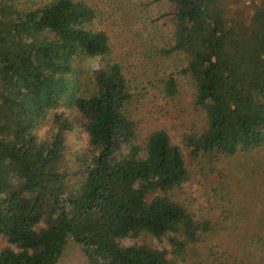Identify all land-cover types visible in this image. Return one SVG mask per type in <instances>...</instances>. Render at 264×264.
<instances>
[{
	"label": "trees",
	"instance_id": "16d2710c",
	"mask_svg": "<svg viewBox=\"0 0 264 264\" xmlns=\"http://www.w3.org/2000/svg\"><path fill=\"white\" fill-rule=\"evenodd\" d=\"M167 1L171 36L159 53L178 66L162 91L174 95L184 78L202 118L183 135L189 153L258 146L264 0ZM95 12L88 0H0V264H56L68 237L87 264H242L215 250L208 217L173 197L188 178L180 147L164 128L138 133L137 92ZM85 57L97 60L83 73ZM73 126L86 148L68 182Z\"/></svg>",
	"mask_w": 264,
	"mask_h": 264
},
{
	"label": "rangeland",
	"instance_id": "374dc122",
	"mask_svg": "<svg viewBox=\"0 0 264 264\" xmlns=\"http://www.w3.org/2000/svg\"><path fill=\"white\" fill-rule=\"evenodd\" d=\"M96 12L92 25L104 29L112 56L119 60L134 84L137 95L130 104L138 133L144 137L151 129L164 128L170 140L180 147L188 178L172 189L175 199L194 215L208 217L212 228L210 243L242 264H264V139L256 147L226 155L217 150L192 155L183 135L196 132L201 113L191 100V90L179 77L174 95L162 91V78L176 73L178 57L159 53L171 36L170 21L161 15L167 0H88ZM95 57L80 61L84 73ZM175 75V74H174ZM56 110H65L59 105ZM50 109L37 129L44 135L52 113ZM64 161L61 170L72 182L79 178L78 154L86 148L85 133L76 126L65 131ZM56 264H87L71 237Z\"/></svg>",
	"mask_w": 264,
	"mask_h": 264
}]
</instances>
